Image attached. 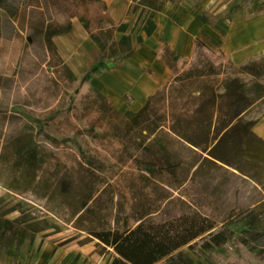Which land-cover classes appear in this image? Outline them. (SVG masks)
Returning a JSON list of instances; mask_svg holds the SVG:
<instances>
[{
  "label": "trees",
  "instance_id": "trees-1",
  "mask_svg": "<svg viewBox=\"0 0 264 264\" xmlns=\"http://www.w3.org/2000/svg\"><path fill=\"white\" fill-rule=\"evenodd\" d=\"M50 1L45 0V3L49 5ZM72 1L76 9L65 17L66 27L51 32L47 25L45 32L50 50L62 67L56 69L57 74L65 84L63 103L53 108L52 122L58 119V113L71 112L78 117L95 112L99 122H102L104 135L121 142V150L132 158L130 167L139 170L137 175L140 178L150 180L149 176L168 173L174 188H180L187 182L178 176L176 168L183 162L170 148L173 142H182L179 138L200 151H206L211 149H208V141L217 140L214 147L233 134L236 126H240L242 131L247 127L256 144L249 147L254 151L249 158H264V140L252 131V126L264 116V99L252 102L232 117L226 116L223 109L235 79L245 84L258 80L264 82V51L236 64L222 47L216 44L214 48L199 36L194 38L190 55L176 52L162 39V43L155 48L156 57L171 68L169 78L149 94L138 110L119 111L113 107L111 98L92 84L91 78L104 71L97 69L99 63L109 61V69L119 67L122 59L134 52V42H141L143 38L139 34L133 36L126 33L125 22L116 24L103 0ZM133 1L135 6L142 5L153 11L160 10L163 3ZM86 5L94 9L82 11ZM75 16L100 51L94 65L77 77L61 60L51 38L55 33L69 30L72 26L70 19ZM199 17L207 20L205 16ZM155 28L150 14L142 30L151 35ZM119 31L121 34L117 37ZM198 132L204 135L200 137ZM89 133L93 135L92 130ZM35 136L48 141L53 139L43 129L38 130ZM23 157L29 167L50 162L40 147L26 151ZM57 159L51 160L54 171L45 181V189L49 190L45 204L47 211L18 198V203L0 209V257L7 253L11 245L20 247L25 239L33 244L39 231L52 228L57 232L62 230V224L68 223L76 234L59 245L73 240L79 245L93 243L95 252L109 255L110 264H196L183 247L197 252L212 245L224 246L228 252L226 257L216 254V264H264V243H258L260 250L256 252L249 246V239L264 242V227L259 226L263 224V218L256 211L260 205L251 211L230 206L223 220L208 214L198 200L181 199V210L175 214L162 213L166 204L142 212L144 205L137 207L118 186L124 165L97 161L93 167L85 160L61 162ZM100 165L105 167L106 173L96 169ZM35 177L31 172L22 174V180L26 181L23 190L12 181L8 184L3 182V185L20 194L35 183ZM250 177L264 189V166ZM12 210L19 211V214L12 219L6 218ZM156 212L158 218L146 219V216ZM236 220H242L245 225L238 232V238L230 236L227 228L229 222ZM10 264L21 263L13 256Z\"/></svg>",
  "mask_w": 264,
  "mask_h": 264
},
{
  "label": "rangeland",
  "instance_id": "rangeland-1",
  "mask_svg": "<svg viewBox=\"0 0 264 264\" xmlns=\"http://www.w3.org/2000/svg\"><path fill=\"white\" fill-rule=\"evenodd\" d=\"M151 1L159 4L165 0ZM249 3L252 7L248 9L247 15L264 9L263 0L243 2L246 7ZM74 6L75 2L72 0H51L49 5L45 0H0V209H7L18 203V198L47 211L45 204L49 190L45 189V181L54 171L51 160L57 157V161L61 162L85 160L93 167L97 161L124 165L123 177L118 186L137 207L144 205L142 212L166 204L162 213L175 214L181 210V199L192 202L198 200L208 214L223 220L230 206L251 211L260 205L256 211L263 218V224L259 226L264 227V189L250 177L264 166V158H249L254 152L249 147L256 144L247 127L242 131L239 130L240 126H236L233 134L206 151L193 149L183 142H173L170 148L183 162L176 168V172L181 180L187 181L180 188H174L168 173L149 176L150 180L140 178L137 175L139 170L135 171L130 167L132 158L121 150V142L104 135L102 122H99L95 112L78 117L71 112L58 113V119L51 121L53 108L63 103L65 84L57 74L56 69L62 67L57 64L54 52L50 50L45 32L47 25L51 32L66 27L68 23L65 17L75 12ZM92 8L91 5H86L82 7V11L89 12ZM75 18L77 19L76 16L72 17L70 22ZM132 35L136 36V33ZM108 62L97 64V69L108 70ZM93 65L94 63L91 64ZM144 69L148 73L152 72L151 66ZM230 90L223 103L228 117L236 116L252 102L264 99V82L260 80L245 84L244 81L235 79ZM103 92L110 96L113 107L120 110L132 100L128 91H122L120 103L117 104L109 90ZM40 129L45 130L53 139L48 141L36 137L35 134ZM197 135L202 137L204 134L198 132ZM36 147L43 149L50 162L29 167L23 156L26 151ZM127 149L130 150L131 147ZM102 165L96 169L106 173ZM25 172L34 173L36 177L33 181L35 183L30 184L23 193L19 194L3 185V182L8 184V181H12L23 190L26 188V181L22 180ZM18 214L19 211L12 210L6 218L12 219ZM153 218H158L157 212L146 216V219ZM244 226L242 220L229 222L227 228L230 236L238 238V232ZM75 234L76 230L71 224H62V230L57 232L52 228L39 231L33 244L25 239L20 247L11 245L6 254L10 259L16 256L21 264H32L43 251L45 242L66 240ZM259 242L264 243L249 239V246L254 252L260 250ZM71 245L76 247L79 244L73 240L65 248L68 249ZM92 246L94 244L89 243L90 249ZM183 250L196 264H216V254L226 257L228 253L224 246L219 245L199 249L197 252L187 247H183Z\"/></svg>",
  "mask_w": 264,
  "mask_h": 264
},
{
  "label": "crops",
  "instance_id": "crops-1",
  "mask_svg": "<svg viewBox=\"0 0 264 264\" xmlns=\"http://www.w3.org/2000/svg\"><path fill=\"white\" fill-rule=\"evenodd\" d=\"M103 1L109 15L116 24L125 22L127 24L126 33H136V35L139 34L143 38L141 42H134V52L129 56L135 53L144 55L148 40H153L155 42L154 46L151 48V63L154 66H161V71L164 73L165 77L163 82L169 78L172 71L167 63L156 57L157 52L155 48L162 43V39L176 52L178 51L182 55H190L191 53H182L178 47L183 42L184 34L191 33V52L194 38L199 36L214 48H216V44L222 47L223 51L229 54L231 61L236 64L245 61L250 56L258 55L264 51V9L256 11L257 13L255 14L247 15L249 12L248 9L251 8L252 5L249 3L246 7L243 4L245 0H177L175 2L165 0L161 5V9L155 11L142 5L135 6L133 0ZM184 13L187 14V18L181 22L179 17ZM150 14L152 20H154L156 24V28L153 34L148 35L142 30V25ZM201 15L208 19L203 21L199 17ZM71 23L72 26L69 30L55 33L51 38L61 60L69 66L74 75L77 76L94 63L100 51L78 19H72ZM118 33L121 34V32L119 31L116 33L117 37H119L117 35ZM129 56H126V58ZM121 62L119 67L105 70L93 76L91 78L92 84L94 78L98 75H103L108 71L119 69L122 65ZM95 87L98 88L97 86ZM99 90H102L101 92L103 94L108 95L103 92L107 89ZM145 100L139 105V108ZM132 101L133 97L131 102L125 103L124 109L121 108V110H118H138L139 108L133 110L132 107H130ZM252 131L264 140V116L252 126ZM179 139L192 147V145L183 138ZM216 141L217 140L214 142L208 141V149H210ZM63 240L64 239H59L53 242H45L43 244V251L39 253V257H37L32 264H85L89 261L93 264H110L111 262L109 255H100L98 252L94 251V246H92L93 248L91 249L89 248V243L76 247L71 245V247L67 249L65 248L67 244L59 245ZM10 262L11 259L6 253L1 254L0 264H10Z\"/></svg>",
  "mask_w": 264,
  "mask_h": 264
},
{
  "label": "bare ground",
  "instance_id": "bare-ground-1",
  "mask_svg": "<svg viewBox=\"0 0 264 264\" xmlns=\"http://www.w3.org/2000/svg\"><path fill=\"white\" fill-rule=\"evenodd\" d=\"M187 14H181L180 21H184ZM264 24V20H263ZM193 31V30H191ZM191 33H185L182 44L178 47L184 54L191 53ZM153 40H148L144 55L135 53L121 62L119 69L111 70L106 74L98 75L94 78L93 84L99 89H107L113 94V99L120 103V92L128 91L133 101L131 106L133 110L138 109L139 105L152 93L156 87L160 86L165 77L161 71L160 65H152L151 48L154 46ZM151 66L152 72H146L145 67ZM85 264H93L87 262Z\"/></svg>",
  "mask_w": 264,
  "mask_h": 264
}]
</instances>
